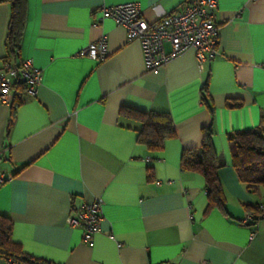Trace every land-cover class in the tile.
Wrapping results in <instances>:
<instances>
[{
    "label": "crops",
    "instance_id": "crops-1",
    "mask_svg": "<svg viewBox=\"0 0 264 264\" xmlns=\"http://www.w3.org/2000/svg\"><path fill=\"white\" fill-rule=\"evenodd\" d=\"M186 1L26 0L15 63L31 58L40 84L34 96L23 92L8 130L10 103L0 102V214L24 253L56 264H264V217L242 223L246 205L264 202V187L246 191L227 144L229 133L256 127L264 110V0H216L217 56L199 68L188 49L157 73L144 70L139 42L99 12L136 2L154 21ZM8 17L0 3V66ZM103 34V60L76 55ZM17 93L12 87L11 100ZM227 98L240 105L227 107ZM121 107L167 113L175 136L149 151ZM206 127L221 162L224 211L207 210L203 176L179 166ZM97 198L99 229L85 242L66 217Z\"/></svg>",
    "mask_w": 264,
    "mask_h": 264
},
{
    "label": "built area",
    "instance_id": "built-area-1",
    "mask_svg": "<svg viewBox=\"0 0 264 264\" xmlns=\"http://www.w3.org/2000/svg\"><path fill=\"white\" fill-rule=\"evenodd\" d=\"M215 7L216 0H187L181 8L154 21H147L143 17L136 2L101 6L99 12L102 17L110 18L116 25L124 28L127 41L139 42L144 70L157 73L169 60L188 49L194 51L199 68H202L203 62L217 56L219 26L212 13ZM165 43L169 45L168 51L164 49ZM107 54V36L104 34L76 52L77 56L95 61L103 60ZM15 80L23 81L27 94L34 96L40 84L41 70L33 65L31 58H25L21 64L15 65L3 61L0 66L1 103H10ZM5 178L0 176V182ZM257 204L258 212L246 211L242 223H251L264 217V202ZM100 220L99 198L82 202L66 217L67 224L81 229V237L85 242H89L97 232Z\"/></svg>",
    "mask_w": 264,
    "mask_h": 264
},
{
    "label": "trees",
    "instance_id": "trees-1",
    "mask_svg": "<svg viewBox=\"0 0 264 264\" xmlns=\"http://www.w3.org/2000/svg\"><path fill=\"white\" fill-rule=\"evenodd\" d=\"M0 3L9 5V17L4 38L6 55L3 61L13 65L19 58V45L26 19V0H0ZM19 90L13 94L10 101L7 130L13 123L15 108L23 101V92H26L25 83L15 80L12 84ZM205 86L203 87L202 100L211 110V104L206 98ZM12 90V89H11ZM227 107H235L240 102L227 98ZM119 114L135 119L137 128L136 141L143 144L149 151H159L163 148L167 139L175 136V129L170 116L164 112H143L127 107H121ZM202 143L199 148L185 149L181 152L179 166L182 171L196 172L203 176L207 192L206 209L218 208L224 211L225 200L218 178V169L221 166L212 144V130L203 128ZM228 150L231 166L237 179L245 186L249 193H255L260 187H264V110L260 112L259 123L248 130L233 131L227 135ZM148 170L150 168L148 167ZM149 179L152 172H149ZM247 211L258 212V204L246 205ZM12 224L10 220L0 214V257L16 263L25 264H56L43 258L34 257L23 252L19 243L11 237Z\"/></svg>",
    "mask_w": 264,
    "mask_h": 264
}]
</instances>
